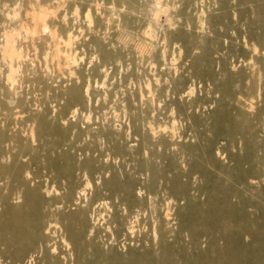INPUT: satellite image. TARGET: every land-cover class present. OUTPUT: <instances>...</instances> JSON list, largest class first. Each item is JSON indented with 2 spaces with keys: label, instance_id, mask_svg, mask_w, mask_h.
<instances>
[{
  "label": "bare ground",
  "instance_id": "obj_1",
  "mask_svg": "<svg viewBox=\"0 0 264 264\" xmlns=\"http://www.w3.org/2000/svg\"><path fill=\"white\" fill-rule=\"evenodd\" d=\"M54 1L56 0H0V37L3 40L1 51L4 47L8 52L13 43H18L19 40H26L18 45L21 50L27 49V43L32 41L29 34L34 35L37 32L35 27L30 30L25 28V17L30 15L34 19L43 18L48 14L46 12L49 11V4L53 5ZM115 1L120 0L112 2L115 4ZM129 1L131 7L128 10L122 8L120 11V7L113 4L115 10L111 9L110 13L121 15L126 24L132 25L141 17V13L134 0ZM241 1L239 0L240 4L236 8L245 12V6L239 9L242 7ZM75 2L80 6H87L94 0ZM5 4L8 5L7 9L4 8ZM224 4L225 2L223 7ZM32 8L36 10L31 11ZM249 9L256 13L254 22L258 27L253 30L255 35L250 37L257 54L250 59L253 66L259 67L260 79L264 77V48L258 50L256 47L264 38V0H250ZM221 10L225 12L224 8ZM151 19L149 23H153ZM247 21L245 16L243 21L235 22L239 28L243 27V31L238 30V34L244 40L249 37L247 35L250 26H247ZM228 22L222 23L223 28H231V22ZM232 28L235 26L232 25ZM41 32L50 35L54 31L52 32L50 23L46 21ZM70 40L71 38L68 42ZM216 40H220L219 36L215 42ZM23 44L24 47L21 46ZM93 44L91 46L96 45L103 59H111L112 56L103 48L101 42L95 40ZM200 48L203 54L209 50L206 45H201ZM234 53L230 55L235 59ZM221 54L223 56L224 53ZM243 56L241 61L236 59L238 62L235 64H241V67L238 65L240 70L235 75L220 77L225 85L221 84L218 76L209 77V80L217 83L215 90L221 95V100L230 103L232 107V112L227 116V125L212 127L215 139L221 140L225 137L228 143L220 146V142L207 141L201 150L202 156H205L203 158L199 153H193L192 146L186 145L187 143L171 144L176 147V152L171 153L170 150L173 159L170 158L164 170L155 167L153 163H148L147 166L139 164L136 168L135 164V175H126L124 181L117 180V174L111 166L99 163V160L104 161V158L110 156L98 153L91 138L87 143H83L79 136L69 139L71 133L68 132L72 128L70 124L68 128L57 117H52L53 111L48 107L56 98L63 100L66 97L62 111L56 113L58 116L64 115L74 105L72 102L82 101L79 84L74 85L69 94L55 91L52 97L54 100H45L42 104V108H46L44 111L33 109L29 112L27 119L32 121V128L30 133H21L23 130L21 131L20 122L17 118H12L11 112L12 105L16 103L11 96L17 92L13 95L10 92L16 86H13L14 77L22 63L18 58L8 61L7 74L0 69V123L1 110L9 114L4 116L5 127L0 126V264H190L189 252L184 250L182 239L178 237V226L181 231L188 229L190 236L198 228L199 235L191 243L200 256L199 264H264V208L258 202L264 201V185H254L256 181L257 184L264 183V172L261 168L264 166V137H260V130L254 124L262 119L264 121V95L249 96L246 91L250 89L245 88L242 83L238 84L237 80L247 78L245 68L250 67L243 64ZM27 66L28 64L24 65L25 70H29ZM235 81V87L230 89ZM256 102L260 104L259 108L255 107L258 109L254 115H249L247 110L254 109ZM242 106L246 107L248 114L242 110ZM178 109L181 115L192 119L191 127L196 126L198 117L190 115L183 105ZM70 110L69 114L74 119L75 111ZM27 112L24 114H28ZM221 120H225V116L218 119ZM200 121L197 122L201 123ZM107 140L113 157L118 156L121 150L117 141L109 135ZM240 142L242 150L239 151L242 153L236 151V154H229L235 144ZM227 155L230 160L225 162ZM94 157L98 159V165L91 159ZM165 157L159 154L155 156L157 160ZM190 160L194 163L188 165L186 162ZM217 160L223 161V164ZM184 162L186 166L184 165L185 171L182 175L179 168H183L181 164ZM196 174L197 182L202 185H197L194 191L205 198L201 203L193 195L191 185H188L189 181L192 184ZM108 176L109 180H104ZM228 176L233 181L232 186H239L238 189L221 185ZM233 198H238L237 203H233ZM251 210H255L256 217H253ZM187 215H191V221H187ZM254 225L257 229L253 228ZM148 226H151L147 230L148 234L143 233L142 230ZM200 239L206 244L204 249H199L202 241ZM218 239L224 243L222 246L216 244ZM169 240L172 242L168 243ZM223 248H227L226 254ZM174 257H180L179 261L173 262Z\"/></svg>",
  "mask_w": 264,
  "mask_h": 264
},
{
  "label": "rangeland",
  "instance_id": "obj_2",
  "mask_svg": "<svg viewBox=\"0 0 264 264\" xmlns=\"http://www.w3.org/2000/svg\"><path fill=\"white\" fill-rule=\"evenodd\" d=\"M75 1H54L53 5L49 4V11L46 12L48 14L43 18L34 19L30 15L26 16L25 28L30 30L35 27V32H37L34 35L29 34L32 41L27 43V46L29 45L27 49H20L18 44L26 42V40H19L18 43H13L8 52L4 47L1 51L3 40L0 37L1 72L4 70L3 73L7 74L8 61L18 58L21 59L22 63L14 77L13 86H16L10 92L12 95L17 92L11 96L16 101L11 107V112L12 118H17V121L20 122L21 131L23 130L21 133H30L29 130L32 128V121L28 120L29 116H27L29 112H32L33 109H35L34 111L41 109L44 111L46 108H42V104L45 100L52 102L55 91L60 90L64 94H69L73 86L79 84L82 101L72 102L74 105L70 108L75 111L74 119L69 114L70 109L64 115L58 116L56 114L62 111L66 97L63 99L64 101L56 98L49 105L48 108L53 111L52 117H57L58 121L68 128L70 124L72 128L68 132L71 133L69 139L79 136V139H83V141L81 140L83 143H87L91 138L98 153L110 156L104 158V161L99 160V163L104 166H111L117 174V180L124 181L127 176L133 177L135 175L133 172L135 164L136 168L139 164L153 163L155 167L164 170L166 164L173 159L171 153L176 152V147L171 144L184 145L187 143L186 145L192 146L193 153H199L202 156L201 150L207 141L220 142V146L228 143V139L225 137L216 140L212 127L227 125V116L232 112V107L230 103L221 100V95L215 90L217 83L209 80V77L218 76L222 80L220 78L222 75L224 77L235 75L241 67V64H238L240 67L235 64L238 62L237 58L241 61L245 54L243 64L247 67L250 65L249 69L245 68L247 78L242 81L237 80L238 84L242 83L245 88L250 89V91H246L249 96L264 95V77L259 79V67L253 66L250 59L256 57L257 54L250 37L255 35L253 30L258 28L254 22L256 13L252 9L248 10L250 0L248 3L242 0V7H239L240 9L245 6L247 14L237 10L236 7L240 4L239 0H134L135 6L138 10L140 9L141 17L132 25L126 24L121 15L110 13L111 9H114V5L120 7L118 8L120 11L122 8L128 10L131 7L129 0L115 1V4L112 2L113 0H94L87 6H80ZM224 2L225 6L223 7ZM222 7L225 12H222ZM34 10L36 8L31 9V11ZM242 12L245 13L248 20L247 26H250L247 35L249 37H246L248 39L245 38V40L240 38L238 34L239 31H243V27L239 28L238 24L235 23L236 21H243L245 18ZM150 19L153 20V23H149ZM46 21L50 23L52 32L54 31L53 34L41 32ZM224 21L231 22L229 24L231 30L223 28L222 23ZM248 23L250 24L248 25ZM232 25L235 26V30ZM217 36L220 40H216V43ZM92 37L94 39H91ZM70 38L71 40L68 42ZM95 40L101 42L103 48L112 56L110 60L103 59L101 53L97 51L96 45L91 46L94 45ZM236 40L239 42L236 43ZM232 41L235 43H231ZM201 45L203 47L206 45L209 48L207 53L203 54ZM260 45L256 47L258 50L264 48V38L261 39ZM21 46L24 47V44ZM217 53L218 55H216ZM221 53H224L223 56ZM230 53L235 54H233L235 59ZM247 53L249 56H246ZM26 64H28L29 70H25L24 65ZM202 70H205L206 73H203ZM3 73L1 76L4 75ZM221 80L219 81L222 84L223 80ZM178 81L180 82L178 83ZM177 83L178 86L176 87ZM235 83L236 81L231 84L230 89L235 87ZM177 94H180V97ZM29 100L33 101L29 102ZM182 105L190 115L198 117L197 121L201 120V123L196 121V126L191 127L192 119L179 113L178 108ZM259 105L256 102L252 110H247L245 106H242V110L245 113L248 111L249 115H254ZM250 111H254L253 114ZM25 112L28 114H24ZM224 113L225 115H223ZM7 115H9L7 111L1 110V127H5L6 118L4 116L7 117ZM224 116L225 120L218 121ZM254 124L260 130V137H264L263 119ZM107 135L113 137L118 143L121 151L116 156L117 158L112 155ZM241 144V142L235 144L234 150L231 149L229 154H236V151L242 153L239 151L242 150ZM158 154L166 157L163 160H157L155 156ZM203 157L205 156L203 155L201 158ZM228 158L227 155L225 162ZM91 159L96 162L95 165H98L96 157ZM177 161L178 164L181 163L179 159ZM186 163L190 165L194 162L190 160ZM181 165L183 168H179V172L183 175L185 162ZM261 168L264 172V166ZM197 177L196 174L192 179V184L189 181L188 185H191L193 195L201 203L205 198L198 196L194 191L197 185H202V183L197 182ZM104 180H109V176ZM255 183L257 184V181ZM232 184L233 181L230 176L221 183L225 187L232 186ZM256 184L254 185L257 187L264 185L260 182ZM232 187L238 189L239 186ZM232 201L237 203L238 198H233ZM258 202H261V206L264 208V201ZM251 214L256 217L257 213L255 210H251ZM185 218L187 221L192 220L191 215H187ZM150 227H145L142 232L148 234ZM253 228L257 229V226L254 225ZM178 231H180L178 237L182 239V247L189 252L190 264H199L200 256L196 247L191 243L192 239L199 235L198 228L192 232L191 236L188 229L181 231L178 226ZM171 242L172 240L168 241V243ZM216 244L222 246L224 243L218 239ZM205 245L202 240L199 249L200 247L204 249ZM223 249L225 250L224 254H226L227 248ZM194 251L196 253H192ZM179 258L174 257L173 262H178ZM208 260L212 262V259Z\"/></svg>",
  "mask_w": 264,
  "mask_h": 264
},
{
  "label": "clouds",
  "instance_id": "obj_3",
  "mask_svg": "<svg viewBox=\"0 0 264 264\" xmlns=\"http://www.w3.org/2000/svg\"><path fill=\"white\" fill-rule=\"evenodd\" d=\"M16 7H19V5H17ZM4 8L7 9V8H8V5L5 4V5H4ZM12 11L15 12V9H12ZM10 18H15V17H10Z\"/></svg>",
  "mask_w": 264,
  "mask_h": 264
}]
</instances>
